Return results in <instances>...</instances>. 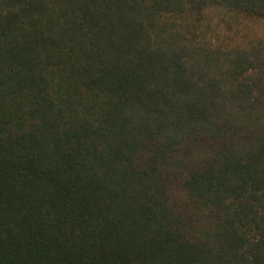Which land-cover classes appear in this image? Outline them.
I'll use <instances>...</instances> for the list:
<instances>
[{
	"label": "trees",
	"instance_id": "obj_1",
	"mask_svg": "<svg viewBox=\"0 0 264 264\" xmlns=\"http://www.w3.org/2000/svg\"><path fill=\"white\" fill-rule=\"evenodd\" d=\"M264 0H0V264H264Z\"/></svg>",
	"mask_w": 264,
	"mask_h": 264
},
{
	"label": "rangeland",
	"instance_id": "obj_2",
	"mask_svg": "<svg viewBox=\"0 0 264 264\" xmlns=\"http://www.w3.org/2000/svg\"><path fill=\"white\" fill-rule=\"evenodd\" d=\"M249 29H255L262 35H264V23H253L250 25Z\"/></svg>",
	"mask_w": 264,
	"mask_h": 264
}]
</instances>
